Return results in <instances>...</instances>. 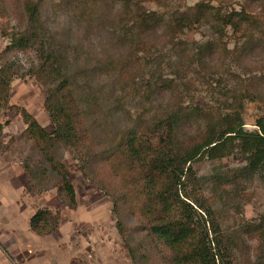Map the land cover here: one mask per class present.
Wrapping results in <instances>:
<instances>
[{
    "label": "rangeland",
    "instance_id": "obj_1",
    "mask_svg": "<svg viewBox=\"0 0 264 264\" xmlns=\"http://www.w3.org/2000/svg\"><path fill=\"white\" fill-rule=\"evenodd\" d=\"M32 1L51 43L72 48L68 59L77 72V94L87 100L82 105L88 109L86 123L91 124L94 140L99 138L102 154L115 134L137 129V124L148 126L178 107L222 116L240 107L247 132H255L256 120L264 117L263 36L246 38L229 28L220 33L215 22L195 15L199 3L221 11L243 10L264 28V0ZM16 2L0 0V54L11 36L24 28ZM135 7L154 11L161 24L138 31L130 15ZM207 47L213 51L199 57L197 51ZM8 61L14 62V70L8 103L0 112V264H156L154 252L137 229L128 248L135 260L118 234L117 222L128 236L133 221L123 213L117 215L113 211L117 197L100 189L110 183L111 173L106 174L98 160L88 164L83 155L58 146L54 156L69 172L77 205L72 210L62 202L57 195L59 177L49 170L35 143L22 136L26 125L14 109H25L51 131L44 110L45 88L26 75L35 64L34 51L0 58V67ZM202 126L200 120L190 123L182 137L196 135ZM244 165L239 154L193 164L199 177L238 178L221 189L210 184L204 190L226 233L243 222H256L264 209V185L258 175L243 174ZM234 192L231 202L225 195ZM39 209L58 214L55 232L39 236L31 231L29 219ZM143 249L145 258L140 255ZM234 260L264 264V242L241 237Z\"/></svg>",
    "mask_w": 264,
    "mask_h": 264
},
{
    "label": "trees",
    "instance_id": "obj_2",
    "mask_svg": "<svg viewBox=\"0 0 264 264\" xmlns=\"http://www.w3.org/2000/svg\"><path fill=\"white\" fill-rule=\"evenodd\" d=\"M15 2L24 28L11 36L0 58L17 57L28 49L34 51L35 64L31 63L26 75L45 88L44 110L51 131H45L25 109H14L26 125L22 136L35 143L49 170L59 177L57 195L67 208H76V196L66 166L55 159L54 149L58 146L83 155L88 164L98 160L105 173H111L110 183L102 184L100 189L117 197L113 203L117 215L123 213L132 218L133 224L126 230L128 236L120 223L115 227L133 260L134 253L128 249L129 237L136 229L154 252L156 264H237L234 259L241 237L264 242V209L256 222H243L237 230L226 233L204 196L207 185L221 189L220 185L234 183L238 178L199 177L193 168L194 163L203 160L216 161L239 154L245 161L242 173L258 175L264 185V117L256 120L255 132H247L240 107L224 116L197 107H178L148 126L137 124V129L132 127L115 134L102 154V146L96 141L99 138L94 140L89 132L91 124L86 123L88 109L82 105L87 100L83 94H77V72L71 69L68 59L72 48L51 43L36 3ZM195 12L196 19L215 22L220 33L229 28L233 34L246 38L258 33L264 40V28L254 24L243 10L221 11L219 7L199 3ZM130 15L134 16L132 22L139 27L138 31L156 29L161 24L154 11L135 7ZM179 25L182 22L176 24ZM173 28L170 26L169 32ZM212 51L207 47L198 50L197 55L202 57ZM13 65V61H8L0 67V112L8 103ZM198 120L203 123L201 131L184 139L183 129ZM2 128L0 123V133ZM23 168L27 170L26 165ZM225 197L232 202L236 194ZM58 221L57 213L39 209L30 217L29 227L39 236L49 235L56 231ZM146 251L140 250L141 257H146Z\"/></svg>",
    "mask_w": 264,
    "mask_h": 264
}]
</instances>
